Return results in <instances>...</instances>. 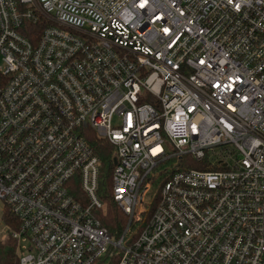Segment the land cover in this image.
I'll list each match as a JSON object with an SVG mask.
<instances>
[{
	"label": "built area",
	"instance_id": "2783aa9c",
	"mask_svg": "<svg viewBox=\"0 0 264 264\" xmlns=\"http://www.w3.org/2000/svg\"><path fill=\"white\" fill-rule=\"evenodd\" d=\"M0 199L17 264H264V0H0Z\"/></svg>",
	"mask_w": 264,
	"mask_h": 264
},
{
	"label": "trees",
	"instance_id": "16d2710c",
	"mask_svg": "<svg viewBox=\"0 0 264 264\" xmlns=\"http://www.w3.org/2000/svg\"><path fill=\"white\" fill-rule=\"evenodd\" d=\"M88 141L100 158L99 196L104 203V208L98 212L97 216L109 233L117 236L125 224L126 216L111 197L110 173L113 168L112 148L104 141L96 138L94 134L90 135ZM2 219L12 227L16 226L14 217L7 209L3 211ZM17 260L15 242L7 235L5 240H0V264H17ZM96 264H112V262L107 263V261L99 260Z\"/></svg>",
	"mask_w": 264,
	"mask_h": 264
},
{
	"label": "rangeland",
	"instance_id": "374dc122",
	"mask_svg": "<svg viewBox=\"0 0 264 264\" xmlns=\"http://www.w3.org/2000/svg\"><path fill=\"white\" fill-rule=\"evenodd\" d=\"M2 208H3V201L0 199V240H5L7 236V232L5 229V224L2 219Z\"/></svg>",
	"mask_w": 264,
	"mask_h": 264
},
{
	"label": "water",
	"instance_id": "95a60500",
	"mask_svg": "<svg viewBox=\"0 0 264 264\" xmlns=\"http://www.w3.org/2000/svg\"><path fill=\"white\" fill-rule=\"evenodd\" d=\"M116 163V159L115 158H113V164H115Z\"/></svg>",
	"mask_w": 264,
	"mask_h": 264
}]
</instances>
